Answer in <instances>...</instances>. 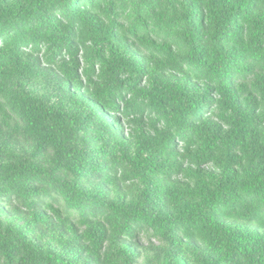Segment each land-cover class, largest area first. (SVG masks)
<instances>
[{
  "label": "trees",
  "instance_id": "1",
  "mask_svg": "<svg viewBox=\"0 0 264 264\" xmlns=\"http://www.w3.org/2000/svg\"><path fill=\"white\" fill-rule=\"evenodd\" d=\"M0 216V264H264V0H0Z\"/></svg>",
  "mask_w": 264,
  "mask_h": 264
},
{
  "label": "rangeland",
  "instance_id": "2",
  "mask_svg": "<svg viewBox=\"0 0 264 264\" xmlns=\"http://www.w3.org/2000/svg\"><path fill=\"white\" fill-rule=\"evenodd\" d=\"M124 128L125 127L123 125L122 126V129L125 132V129ZM0 220L3 221V222H5L6 221V218L4 216H0ZM17 224L20 225L21 222H17ZM136 244L139 245V251L141 253V257L137 260V262L135 264H145L144 258L148 256V254L145 252V248L148 246V244L158 245L159 243H158L157 240H154L152 238H149L148 239V237L146 235H144V234H139L136 237Z\"/></svg>",
  "mask_w": 264,
  "mask_h": 264
}]
</instances>
